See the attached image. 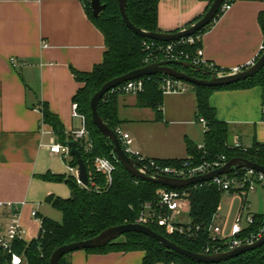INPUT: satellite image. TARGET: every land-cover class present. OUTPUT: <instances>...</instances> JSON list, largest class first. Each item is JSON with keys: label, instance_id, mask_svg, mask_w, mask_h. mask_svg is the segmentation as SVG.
<instances>
[{"label": "crops", "instance_id": "1", "mask_svg": "<svg viewBox=\"0 0 264 264\" xmlns=\"http://www.w3.org/2000/svg\"><path fill=\"white\" fill-rule=\"evenodd\" d=\"M207 9L208 4L200 0H159L158 29L160 33H176L195 23ZM263 13L264 0H234L197 41L204 61L225 70L251 61L264 43L258 20ZM106 50L104 37L89 20L81 0H0V203L18 205L21 240L26 243L37 238L40 218H48L45 199L58 197L53 194L54 184L40 177L54 174L56 159L64 163L66 157L71 160L69 147L63 157L51 153L50 146H65L71 142L72 132L82 127V120L72 116V98L83 86L74 72L90 73L103 62ZM12 59L18 65L14 66ZM136 103V95L116 99L117 129L130 136L133 151L154 160H181L189 158V144L196 148L204 144L205 132L198 122L191 87L184 93L164 94L160 118ZM208 104L215 110L216 120L227 125L229 147L264 143L261 87L217 90L210 94ZM43 105L58 119L60 136L43 122ZM67 172L73 176L68 163ZM258 188L264 187L258 185L245 194L222 193L229 198V212L236 202L237 208L230 220V214L218 216V206L214 226L228 234L240 213L242 226L246 215H264L253 213L250 206L249 198L259 192ZM184 220L181 222L190 224V219ZM144 255L142 251L82 250L71 253L68 259L70 264H142Z\"/></svg>", "mask_w": 264, "mask_h": 264}, {"label": "trees", "instance_id": "2", "mask_svg": "<svg viewBox=\"0 0 264 264\" xmlns=\"http://www.w3.org/2000/svg\"><path fill=\"white\" fill-rule=\"evenodd\" d=\"M81 1L89 20L102 33L107 48L103 62L94 66L90 73L74 72L76 81L82 83L83 86L73 96L72 102L77 105V113L84 117L85 128L88 132L86 141L92 144V149L86 152L84 146L77 143L75 146L86 166L89 184L87 187L79 186L74 176L66 177L64 175L46 173L40 177L44 181L66 184L70 190V196L66 199L48 196L45 199L46 203L61 213L60 222L42 217L40 218L41 225L36 239L28 243L21 239H16L13 242L12 251L22 258V264H48L51 253L62 245L90 239L112 226L135 223L144 204H155L157 202L156 190L163 188L160 185H154L132 177L117 162L112 152L111 142L105 139L91 122L89 102L91 96L105 82L146 65L161 61L160 54H157L158 60H154L156 53L143 48L144 42L157 46H163L165 43L138 37L127 29L121 21L117 0H100L101 5H104L105 9L97 17L92 15L90 0ZM158 1L127 0L126 14L130 22L143 31L160 33L158 29ZM200 1L206 2L208 7L213 2V0ZM226 2H229V0L224 1V3ZM222 14L223 12L220 9L214 20L207 27L197 32L194 37L200 38ZM258 20L264 32V13L259 15ZM199 48L200 44L197 41L191 45L177 46V50H181L189 55H194L195 51ZM149 60L150 62L146 63ZM173 67L197 78H209L204 74L193 71L191 68ZM198 68L211 72L210 68ZM164 77L162 75H155L140 78L143 81V91L136 95V106L153 110L157 118L161 116V105L164 94L160 87ZM190 86L196 98V115L198 118L204 119L206 124L203 150L208 155L203 156V150H198L189 144L187 146L190 157L189 163L197 165L204 161H210L215 156L222 155L225 157L226 162L238 157L264 166V143L254 142L251 147L245 148L244 151L230 148L227 145V125L216 120L215 110L208 104V98L214 91L249 89L259 86L263 90L264 105V68L255 76L228 86ZM120 95L124 94L110 91L102 98L98 105L100 117L113 131L117 129V125L119 124L116 99ZM40 111L43 122L48 124L57 136H60L61 126L58 119L49 112L46 105L41 106ZM95 157L106 158L115 167L110 187L103 189L101 192L95 191V186L103 187L105 179L103 175L93 170L92 160ZM187 159L156 161L162 166H182ZM68 166L76 168L77 164L73 156H71ZM165 188L185 193V198L189 202L188 216L190 225L199 227L197 238L188 240L180 235H167L161 227H150L174 244L194 253L205 254V248L211 245L221 246L223 250L224 246L221 245L222 242L211 243L207 232V228L217 212L222 194L221 190L209 183V181L208 183L191 185L184 189ZM263 226L264 215H254L253 223L239 237H249L256 234ZM84 251L93 253L142 251L145 254L142 264H203L168 251L154 239L135 232L125 233L101 248ZM69 255L63 256L59 264H70ZM9 262L10 255L0 251V264H9ZM220 264H264V245Z\"/></svg>", "mask_w": 264, "mask_h": 264}, {"label": "built area", "instance_id": "3", "mask_svg": "<svg viewBox=\"0 0 264 264\" xmlns=\"http://www.w3.org/2000/svg\"><path fill=\"white\" fill-rule=\"evenodd\" d=\"M234 0L223 3L221 6L222 12L228 11ZM199 40V37H189L178 42L166 43L163 46H157L154 44L143 43V48L148 51H154L155 59L157 54H160V62L162 61H180L187 62L192 67H204L210 68L211 72L218 75L236 73L245 70L252 66L264 51V43L260 45L256 56L249 61L246 65L236 67L231 70H224L215 67L212 64L207 63L202 58V50L199 48L195 51L194 55H189L181 50H177L178 45H191ZM152 60V59H151ZM146 61V63H149ZM11 63L15 66L18 65L15 59L11 60ZM20 65H24L20 63ZM161 91L163 94H179L187 91L188 86L186 83L178 81L171 77H164L161 81ZM111 91H116L124 95H137L143 91V81L141 79L126 82ZM264 112V108H263ZM72 116L79 117L82 120V127L72 132L71 141L75 144L84 146L85 151L89 152L92 149V144L87 142L88 132L85 128L84 117L77 113V105L72 104ZM206 132V124L204 119L198 120ZM115 133L119 139L121 147L124 153L130 158L134 159L139 163L141 170H146L154 175L166 176L176 179H187L190 177H196L204 175L211 171L221 168L225 163L226 159L224 156H215L210 161H204L197 165L189 163L190 157L183 163L182 166H162L157 163L156 160L146 158L139 152L131 149L132 140L126 133L121 132L119 129L115 130ZM203 145L197 147L198 150H203ZM230 148L245 150L239 143H234ZM50 152L65 157L69 153V148L58 144L52 143L50 146ZM207 152L203 150V156H207ZM93 170L104 176L105 183L103 187L95 186V191L101 192L103 189H108L112 183V174L115 170L114 165L111 161L102 157H95L92 160ZM77 168V167H76ZM76 168L68 166L69 172L74 176L77 184H80L77 179ZM208 183V182H206ZM212 185L216 186L222 193H233L241 191L248 193L252 192L256 186L261 185L264 187V175L253 170L240 169L239 171L231 172L229 174L221 175L213 178L209 181ZM157 202L155 204L146 203L142 207L141 212L135 220V223L144 226H158L161 227L167 235H180L188 240H194L197 238L199 227L191 226L190 224H174L173 221L177 219L181 214L189 211L188 201L185 198V193H180L175 190H169L165 187L156 190ZM188 207V209H187ZM245 211V207H242ZM36 213L33 212L32 216ZM20 211L17 204L13 203H0V251L10 255L9 264H22V258L13 253L12 245L16 239H21L22 228L19 222ZM243 215L240 213L234 219L228 234H224L222 228L214 226L210 223L207 228L209 239L211 243L222 242L224 246L222 250L221 246L211 245L205 248V254H215L224 251L232 250L236 247L245 244H251L257 241L264 234V226L256 234L250 235L249 237H239L244 231L253 223V217L246 215L244 217L245 226H242ZM151 228V227H150Z\"/></svg>", "mask_w": 264, "mask_h": 264}, {"label": "water", "instance_id": "4", "mask_svg": "<svg viewBox=\"0 0 264 264\" xmlns=\"http://www.w3.org/2000/svg\"><path fill=\"white\" fill-rule=\"evenodd\" d=\"M126 1L127 0H117L118 12L122 23L127 29H129L134 35L160 43H172L178 42L180 40L187 39L194 36L197 32L201 31L207 27L216 17L221 6L225 0H213L211 5L208 7L206 12L192 25L183 28L176 33H152L143 31L135 27L129 20L126 14ZM90 8L92 15L97 17L104 9L105 6L101 5L100 0H90ZM173 66H180L183 68H191L195 72H199L208 76L209 78H197L191 76L184 71H179ZM264 68V51L257 59V61L249 68L230 74L218 75L216 73L205 71L200 68H194L187 62L180 61H163L156 62L146 65L140 69L128 72L119 77H115L107 82H105L98 91H96L90 98L89 109L91 114V122L97 128L99 133L112 144V152L120 165L134 178L141 181L151 183L154 185H160L162 187H168L172 189H184L191 185L201 184L208 182L215 177L229 174L237 169H248L253 170L264 175V166H261L255 162L244 158H232L228 160L221 168L206 173L204 175L190 177L187 179H176L166 176L154 175L146 170H141L139 163L134 159L127 156L119 142V139L112 129H110L105 122L102 120L98 113V105L102 98L111 90L116 87L133 80H137L143 77H150L155 75H162L166 77L174 78L178 81L203 87H221L228 86L248 78H251L258 74ZM66 147L70 148V155L76 160L77 168V179L80 184L87 187L89 184V176L86 170V166L82 160L79 151L76 149L74 142L65 143ZM135 232L143 234L156 242L161 244L166 250L172 251L180 256H183L192 261L203 263V264H220L227 262L228 260L242 255L246 252L255 250L260 246L264 245V234L257 241L251 244L241 245L229 251H224L215 254H202L194 253L186 250L173 242H171L166 237L158 234L152 228L144 226L138 223H129L124 225L112 226L103 231L98 235L83 241L72 242L69 244L62 245L56 248L50 255L48 264H59L60 259L76 251L90 250L101 248L110 242L116 240L125 233Z\"/></svg>", "mask_w": 264, "mask_h": 264}, {"label": "rangeland", "instance_id": "5", "mask_svg": "<svg viewBox=\"0 0 264 264\" xmlns=\"http://www.w3.org/2000/svg\"><path fill=\"white\" fill-rule=\"evenodd\" d=\"M187 84V83H186ZM187 86L190 88L191 86L189 84H187ZM66 163H64L62 161V159H56V161L53 163V169L55 172H53L55 175H64L66 177L69 176L68 172H67V163L70 162V157H66ZM55 186V192L53 193L54 195H58V197L66 199L69 196V188L66 184L63 183H54L52 182ZM258 191L256 194L250 196L249 200H251L252 205L251 206V210L253 213L256 214H262L264 212V188H258ZM62 194H59V193ZM66 192V193H65ZM64 196V197H63ZM68 196V197H67ZM45 210H46V214L48 215L47 217L51 220H54L56 222H60L61 221V213L59 211H57L56 209H54L50 204L46 203L45 204ZM188 207H189V202H188ZM219 207L221 212L218 214L219 217H226L229 215L230 220L235 216V211L237 208V202L233 205V208H231V211L229 212V198L226 195H222L220 197L219 200ZM56 218V219H55ZM182 218H184V221H189V216L185 213V214H181V216H179L177 219H175L173 221L174 224H180L182 223L181 220ZM184 224V223H182Z\"/></svg>", "mask_w": 264, "mask_h": 264}]
</instances>
